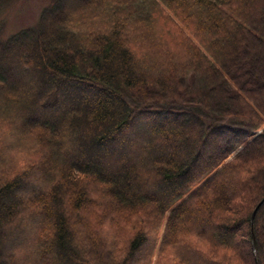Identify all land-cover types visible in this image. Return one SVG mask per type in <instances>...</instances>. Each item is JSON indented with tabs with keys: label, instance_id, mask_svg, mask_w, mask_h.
Here are the masks:
<instances>
[{
	"label": "trees",
	"instance_id": "16d2710c",
	"mask_svg": "<svg viewBox=\"0 0 264 264\" xmlns=\"http://www.w3.org/2000/svg\"><path fill=\"white\" fill-rule=\"evenodd\" d=\"M47 1L0 30V264H264V0Z\"/></svg>",
	"mask_w": 264,
	"mask_h": 264
},
{
	"label": "rangeland",
	"instance_id": "374dc122",
	"mask_svg": "<svg viewBox=\"0 0 264 264\" xmlns=\"http://www.w3.org/2000/svg\"><path fill=\"white\" fill-rule=\"evenodd\" d=\"M47 0H18L4 13V26L0 28L3 38L36 23Z\"/></svg>",
	"mask_w": 264,
	"mask_h": 264
},
{
	"label": "water",
	"instance_id": "95a60500",
	"mask_svg": "<svg viewBox=\"0 0 264 264\" xmlns=\"http://www.w3.org/2000/svg\"><path fill=\"white\" fill-rule=\"evenodd\" d=\"M263 203H264V199L257 205L252 215L251 236H252V247L255 252H258V246H257V241H256V236H255L254 219H255L257 211L259 210V208L261 207ZM257 264H259V262H257Z\"/></svg>",
	"mask_w": 264,
	"mask_h": 264
}]
</instances>
